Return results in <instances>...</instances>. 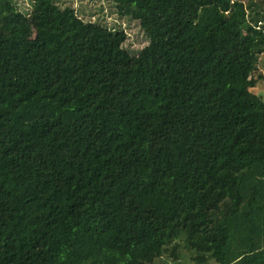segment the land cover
Masks as SVG:
<instances>
[{"label":"trees","instance_id":"obj_1","mask_svg":"<svg viewBox=\"0 0 264 264\" xmlns=\"http://www.w3.org/2000/svg\"><path fill=\"white\" fill-rule=\"evenodd\" d=\"M113 1L0 0V264H264V0Z\"/></svg>","mask_w":264,"mask_h":264},{"label":"rangeland","instance_id":"obj_2","mask_svg":"<svg viewBox=\"0 0 264 264\" xmlns=\"http://www.w3.org/2000/svg\"><path fill=\"white\" fill-rule=\"evenodd\" d=\"M16 2L18 8L27 13L32 9L35 0H16ZM55 2L63 9L73 7L78 16L86 22H93L112 31L124 30L127 35L124 48L133 56H137L150 42L139 22L120 15L113 0H55ZM258 71L264 75V55L260 56ZM254 91L264 97V79L258 81ZM183 246L180 260L163 258L157 260L156 264H196L192 259V253L185 248V245ZM210 264L216 263L212 261Z\"/></svg>","mask_w":264,"mask_h":264}]
</instances>
